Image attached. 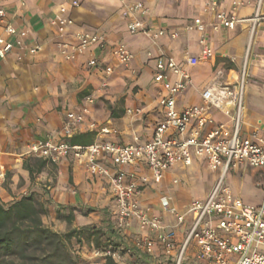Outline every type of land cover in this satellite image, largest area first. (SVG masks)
<instances>
[{"label":"crops","instance_id":"obj_1","mask_svg":"<svg viewBox=\"0 0 264 264\" xmlns=\"http://www.w3.org/2000/svg\"><path fill=\"white\" fill-rule=\"evenodd\" d=\"M71 1L0 0L5 11L0 17V35L5 34L7 22L29 30L24 38L25 46L0 59V200L9 203L36 192L46 200L48 211L43 221L53 229L66 232L95 226L104 233L102 241L115 244L114 249L120 251L119 258L112 257L116 264L150 263L151 258L133 245L140 232L137 221L132 220L126 228L117 226V208L106 180L90 175L83 158L68 154L58 162H51L29 154L27 147L37 140L50 138L57 142L64 139L62 127L66 113L79 109L89 94L94 95V102L88 120L114 131L96 135L87 130L84 123L77 133L92 132L90 143H125L134 135L141 141L148 140L155 122L161 117L158 105L161 88L152 79L155 56H171L186 68L191 83L177 95L176 102L178 108H183L200 101L201 90L218 71L221 82H234L249 43L250 79L245 83L240 134L264 136V22L252 36L248 22H239L234 28L213 29L211 23L215 17L212 12L203 11L205 0H79L77 5H72ZM133 1H142L147 6V15L140 16L145 23L176 29L178 36L163 35L153 39L141 33H129L122 10L124 4ZM253 5L254 0H246L236 10V15H251ZM60 6H65L66 14L73 19V24L64 32H60L54 23L60 15ZM220 7L229 9L230 0H222ZM194 17H200L204 22L213 55L200 59L195 65H187L185 52L199 56L201 50L200 32L186 28ZM79 30L103 32L109 47L124 43L134 54L130 66L119 64L109 48L91 51L100 58L99 65L93 68L86 66L87 50L76 58L64 59L56 42L71 39ZM34 43L39 49L30 53L28 47ZM105 64L112 66L110 74L104 72ZM128 108H141L142 111L129 113ZM207 113L212 116L213 125L227 123L231 132L227 115L217 109ZM104 163L112 168L110 159L105 157ZM127 169H136L138 175L147 171L140 166H128ZM218 175L219 170H210L204 158L195 157L185 167L177 162L167 170L160 183L141 187L138 199L152 212L161 215L166 225H172L174 217L163 209L160 197L166 195L173 204L183 208L190 200L203 199ZM224 181L244 203L257 204L263 193L264 169L245 164L231 166ZM245 191L251 192L256 202L247 201ZM188 223L189 216L174 228L178 239L184 236ZM76 247L80 263L102 264L105 261L95 255L92 242L83 241ZM156 264H168L160 248H156Z\"/></svg>","mask_w":264,"mask_h":264},{"label":"built area","instance_id":"obj_2","mask_svg":"<svg viewBox=\"0 0 264 264\" xmlns=\"http://www.w3.org/2000/svg\"><path fill=\"white\" fill-rule=\"evenodd\" d=\"M222 0H205L203 11L212 12L215 20L213 29L234 28L239 22H248L252 36L264 22V0H254L253 11L247 17H238L236 10L246 0H230L229 9L220 7ZM79 0H72L77 5ZM65 6L59 7V17L54 20L58 30L73 24V19L66 14ZM5 11L0 2V17ZM148 13L142 1H133L123 5L122 16L127 19L129 33H141L156 39L166 35L178 36L179 31L170 27H152L140 16ZM186 28L200 32L199 56L185 52L187 65H195L200 59L213 55V49L207 42L205 24L200 17H194ZM5 34L0 35V59L9 52L25 46L24 38L28 29H19L11 22L4 24ZM9 35L11 38H7ZM106 35L98 30H79L71 39L56 42L59 54L66 60L76 58L84 51H89L86 66L99 65L100 58L93 49H110L114 59L129 67L134 58L133 52L124 44H110ZM30 53L39 49L38 44L28 47ZM247 46L238 76L234 82L223 83L218 71L213 80L201 90L198 103L177 107V95L191 83L186 68L173 57L157 55L154 57L152 79L159 84L158 105L161 117L155 122L150 139L141 141L138 135L125 143L95 141L86 145L71 143L70 138L85 123L87 130L96 135L110 133L112 128L88 120L94 95L85 96L77 110L66 113L62 133L64 139L52 141L37 140L29 143V154L58 162L71 154L83 158L86 171L93 176L106 180L108 192L116 204V223L119 228L129 227L136 220L140 230L133 241L134 247L151 258L150 263L133 262L132 264H156V248H160L168 264H264V183L259 203H244L225 184V176L231 166L245 164L253 168L264 169V136H242L240 127L244 110L245 83L248 76ZM148 55H151L148 52ZM106 74L112 72V66L103 65ZM173 76V79L170 76ZM217 109L229 117L232 130L227 123L214 124L207 113ZM129 113L141 112V108H128ZM209 124L213 126L207 127ZM110 159L112 168L104 163ZM204 158L210 170H219V175L203 199L190 200L183 208L173 204L170 197L163 195L160 203L164 210L174 217L172 225H166L161 215L151 211L138 199L140 188L162 181L167 170L174 163L183 167L191 164L193 158ZM128 166L146 168V173L138 175L136 169ZM3 174V173H2ZM1 175V173H0ZM177 180L174 179V182ZM189 216L187 230L182 239H178L176 226ZM192 250V251H191ZM95 255L105 258L120 257V251L106 248L93 250Z\"/></svg>","mask_w":264,"mask_h":264},{"label":"trees","instance_id":"obj_3","mask_svg":"<svg viewBox=\"0 0 264 264\" xmlns=\"http://www.w3.org/2000/svg\"><path fill=\"white\" fill-rule=\"evenodd\" d=\"M91 136L92 132L76 133L70 142L88 144ZM47 211L46 200L36 192L9 203L0 200V264H98L80 263L76 244L85 241L95 249H114L115 244L102 241L104 233L95 226L66 232L53 229L43 221ZM102 264L116 262L106 256Z\"/></svg>","mask_w":264,"mask_h":264},{"label":"rangeland","instance_id":"obj_4","mask_svg":"<svg viewBox=\"0 0 264 264\" xmlns=\"http://www.w3.org/2000/svg\"><path fill=\"white\" fill-rule=\"evenodd\" d=\"M248 79H250L249 68H248V76H247L246 80H248ZM196 191L198 192V191H199V188L196 189ZM244 196L247 197V198H246L247 201H249V202H256V198H253V196L251 195V192H249V191H245V192H244Z\"/></svg>","mask_w":264,"mask_h":264}]
</instances>
